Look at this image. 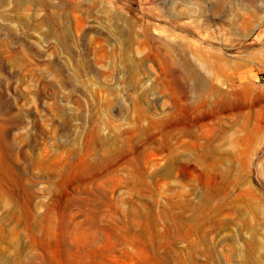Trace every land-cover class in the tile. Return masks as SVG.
Wrapping results in <instances>:
<instances>
[{
	"label": "rangeland",
	"instance_id": "rangeland-1",
	"mask_svg": "<svg viewBox=\"0 0 264 264\" xmlns=\"http://www.w3.org/2000/svg\"><path fill=\"white\" fill-rule=\"evenodd\" d=\"M263 77L264 0H0V264H264Z\"/></svg>",
	"mask_w": 264,
	"mask_h": 264
},
{
	"label": "bare ground",
	"instance_id": "bare-ground-1",
	"mask_svg": "<svg viewBox=\"0 0 264 264\" xmlns=\"http://www.w3.org/2000/svg\"><path fill=\"white\" fill-rule=\"evenodd\" d=\"M229 159H230V158H229ZM232 164H234V161L231 159V160H230V166H231Z\"/></svg>",
	"mask_w": 264,
	"mask_h": 264
},
{
	"label": "built area",
	"instance_id": "built-area-1",
	"mask_svg": "<svg viewBox=\"0 0 264 264\" xmlns=\"http://www.w3.org/2000/svg\"><path fill=\"white\" fill-rule=\"evenodd\" d=\"M262 80L264 81V77L262 78Z\"/></svg>",
	"mask_w": 264,
	"mask_h": 264
}]
</instances>
